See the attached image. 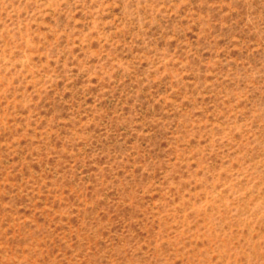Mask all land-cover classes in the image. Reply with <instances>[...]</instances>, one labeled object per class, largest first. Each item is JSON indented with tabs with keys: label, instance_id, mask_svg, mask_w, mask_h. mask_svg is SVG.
I'll list each match as a JSON object with an SVG mask.
<instances>
[{
	"label": "rangeland",
	"instance_id": "obj_1",
	"mask_svg": "<svg viewBox=\"0 0 264 264\" xmlns=\"http://www.w3.org/2000/svg\"><path fill=\"white\" fill-rule=\"evenodd\" d=\"M0 264H264V0H0Z\"/></svg>",
	"mask_w": 264,
	"mask_h": 264
}]
</instances>
